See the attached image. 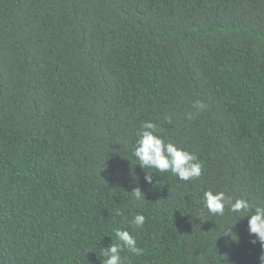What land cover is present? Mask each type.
<instances>
[{
    "label": "trees",
    "instance_id": "1",
    "mask_svg": "<svg viewBox=\"0 0 264 264\" xmlns=\"http://www.w3.org/2000/svg\"><path fill=\"white\" fill-rule=\"evenodd\" d=\"M144 121L201 176L142 168ZM208 189L264 206V0H0V264H261Z\"/></svg>",
    "mask_w": 264,
    "mask_h": 264
},
{
    "label": "clouds",
    "instance_id": "2",
    "mask_svg": "<svg viewBox=\"0 0 264 264\" xmlns=\"http://www.w3.org/2000/svg\"><path fill=\"white\" fill-rule=\"evenodd\" d=\"M194 108L196 109L195 115H198L207 109V105L202 100H198L194 104ZM193 115V113H189L188 119H192ZM166 119L170 121L171 117ZM133 155L139 160V165L142 168L157 170L154 173L170 171L181 181H192L202 174V165L197 155L166 141L161 135V129L151 121L141 123L137 132ZM145 180L151 183L152 175H146ZM134 192L137 200L145 198L139 188H136ZM203 206L213 215L223 216L226 207L232 213H245L241 218L249 217L248 232L250 236H254L252 243L259 240L262 248H264V206H253L246 198L233 200L224 191H214L212 189H208L203 193ZM145 222V215L138 213L133 217L131 224L139 229L144 226ZM230 231L231 228L226 230V232ZM115 235L122 242L124 248H127L136 256L142 255L143 250L137 246L136 238L127 229H117ZM105 249L102 253L106 257L105 264H123L121 257L123 249L120 244L111 243ZM260 260L261 264H264V254L261 255Z\"/></svg>",
    "mask_w": 264,
    "mask_h": 264
}]
</instances>
